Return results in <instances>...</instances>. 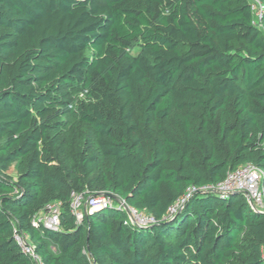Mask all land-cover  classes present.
Listing matches in <instances>:
<instances>
[{
	"label": "trees",
	"instance_id": "trees-1",
	"mask_svg": "<svg viewBox=\"0 0 264 264\" xmlns=\"http://www.w3.org/2000/svg\"><path fill=\"white\" fill-rule=\"evenodd\" d=\"M253 19L249 0H0V264H33L14 228L44 264H264L244 193L167 218L189 186L264 169V8ZM68 117L92 133L71 157ZM71 190L156 222L115 206L76 221ZM52 201L59 229L34 227Z\"/></svg>",
	"mask_w": 264,
	"mask_h": 264
},
{
	"label": "built area",
	"instance_id": "built-area-1",
	"mask_svg": "<svg viewBox=\"0 0 264 264\" xmlns=\"http://www.w3.org/2000/svg\"><path fill=\"white\" fill-rule=\"evenodd\" d=\"M249 2L254 16L253 22L261 27L259 18L264 7H262L260 0H249ZM262 173H264V169L257 168L251 163H243L241 166L227 171L225 178L220 182L203 186H189L184 195L169 208L168 215L172 217L194 193L210 191L219 193L223 197L235 191L241 192L242 194L244 193L249 206L254 210L260 211L264 208V190L261 186ZM69 206L76 217V221H80L84 214H89L95 209L115 206L127 214L128 221L131 225L149 226L156 222L152 214L131 207L120 197L106 193L86 194V192L71 190ZM59 209V202L52 201L47 203L44 209L36 213L33 217L32 225L34 227L42 225L51 230L59 229ZM13 237L21 251L30 258L33 264H44L39 254L34 250L29 236L26 233L17 231L14 228Z\"/></svg>",
	"mask_w": 264,
	"mask_h": 264
},
{
	"label": "rangeland",
	"instance_id": "rangeland-1",
	"mask_svg": "<svg viewBox=\"0 0 264 264\" xmlns=\"http://www.w3.org/2000/svg\"><path fill=\"white\" fill-rule=\"evenodd\" d=\"M91 131L88 129L87 126L81 124L79 121H77L74 118H67V130L64 133L63 137L67 146V150H68V155L71 156H75L77 154V147L75 146V144H81L83 141L87 140V139H91ZM73 137H75L76 143H74V139ZM74 140V141H73ZM64 163V161H63ZM15 163H13L10 168H9V172L14 174L15 172V167H14ZM52 251H55V247L52 246L51 247Z\"/></svg>",
	"mask_w": 264,
	"mask_h": 264
},
{
	"label": "water",
	"instance_id": "water-1",
	"mask_svg": "<svg viewBox=\"0 0 264 264\" xmlns=\"http://www.w3.org/2000/svg\"><path fill=\"white\" fill-rule=\"evenodd\" d=\"M232 193H239L238 191L232 192ZM241 193V192H240ZM111 195V194H110ZM167 218H171V215H168Z\"/></svg>",
	"mask_w": 264,
	"mask_h": 264
}]
</instances>
